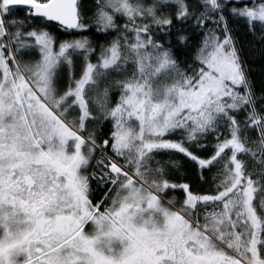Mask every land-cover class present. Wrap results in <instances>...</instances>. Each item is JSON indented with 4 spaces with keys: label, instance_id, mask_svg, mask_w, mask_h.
I'll list each match as a JSON object with an SVG mask.
<instances>
[{
    "label": "snow or ice",
    "instance_id": "1",
    "mask_svg": "<svg viewBox=\"0 0 264 264\" xmlns=\"http://www.w3.org/2000/svg\"><path fill=\"white\" fill-rule=\"evenodd\" d=\"M0 264H264V0H0Z\"/></svg>",
    "mask_w": 264,
    "mask_h": 264
}]
</instances>
